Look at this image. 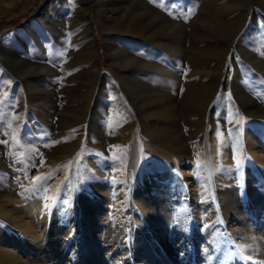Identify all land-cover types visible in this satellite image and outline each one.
I'll list each match as a JSON object with an SVG mask.
<instances>
[{
    "label": "rangeland",
    "instance_id": "1",
    "mask_svg": "<svg viewBox=\"0 0 264 264\" xmlns=\"http://www.w3.org/2000/svg\"><path fill=\"white\" fill-rule=\"evenodd\" d=\"M62 1L0 0V206L74 205L83 181L108 183L125 193L118 264L169 244L180 264L202 245L255 264L264 175L249 187L245 134L264 132V0H127L106 27L97 0ZM149 171L172 177L165 220L133 202Z\"/></svg>",
    "mask_w": 264,
    "mask_h": 264
},
{
    "label": "bare ground",
    "instance_id": "2",
    "mask_svg": "<svg viewBox=\"0 0 264 264\" xmlns=\"http://www.w3.org/2000/svg\"><path fill=\"white\" fill-rule=\"evenodd\" d=\"M126 1L97 0L100 4L97 15L104 27L107 23L122 21L130 9L125 4ZM62 2L67 4L69 1L63 0ZM118 14L119 16L114 18ZM110 51L118 50L113 48ZM120 52L122 54L124 51ZM156 99L158 102H165L168 97L158 95ZM147 104L143 102L142 106L145 107ZM104 105L105 103H101V106ZM152 114L162 115L166 112L163 107L159 112ZM245 135L247 153L260 164L258 169L247 165L249 187L253 188L257 177L264 175V132L261 129L255 132L252 130ZM231 154V147L227 146L223 152L224 162L233 168ZM98 174L103 175L99 170ZM146 175L148 179L141 182L132 200L152 220H165L162 217L165 213L161 215L157 210L160 208L163 211V207L168 202L159 200L165 190L172 189V177L168 173L156 171H149ZM83 183L81 188L75 187L74 205H68L64 201H55L50 195L47 198L41 194V198L37 199L35 196L36 198L31 199L32 201H22L19 205L15 203L11 206H0V264H118L117 256H111V254L116 249L115 240L118 241L122 233L120 226L123 224L120 220L119 209L125 193L119 188L114 195L112 186L108 183L99 184L94 180L83 181ZM158 202H160L159 206H157ZM130 239L133 241V234H130ZM245 242L242 240V243L245 244ZM260 246L263 251H260L259 256L254 258L255 264H264V241ZM194 247H197L196 243ZM172 250H174L173 244H169L168 249L161 251L152 250L147 246H138L135 258L122 259L121 262L123 264H180V262L189 260L185 258V253H188L186 248L179 251L181 253L179 256L175 255ZM212 250L203 248V245L199 246V251L196 250L197 254L199 253L198 259L194 261L192 259L191 263L242 264L237 251L230 252L223 263V251ZM256 250L257 246L253 244L248 246L246 252L253 257Z\"/></svg>",
    "mask_w": 264,
    "mask_h": 264
}]
</instances>
